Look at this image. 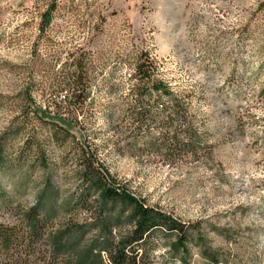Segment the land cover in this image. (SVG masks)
Segmentation results:
<instances>
[{"label": "rangeland", "instance_id": "374dc122", "mask_svg": "<svg viewBox=\"0 0 264 264\" xmlns=\"http://www.w3.org/2000/svg\"><path fill=\"white\" fill-rule=\"evenodd\" d=\"M142 54L186 100L196 157L126 134ZM79 71L87 98L69 110ZM52 125L68 129L64 145ZM84 142L132 195L195 227L185 255L156 234L154 264H264V0H0L2 219L7 205L33 206L50 189L55 226L84 220L62 208Z\"/></svg>", "mask_w": 264, "mask_h": 264}, {"label": "trees", "instance_id": "16d2710c", "mask_svg": "<svg viewBox=\"0 0 264 264\" xmlns=\"http://www.w3.org/2000/svg\"><path fill=\"white\" fill-rule=\"evenodd\" d=\"M153 66L146 55H140L123 116L126 134L132 140L150 137L149 148L156 151L196 157L199 134L193 129L186 100L153 76ZM86 79L79 71L67 83L68 97L63 100L67 109L83 106ZM67 130L52 125L51 138L62 146ZM76 146L77 189L62 208L66 213L84 211L87 217L81 222L68 218L55 226L56 198L50 189L42 190L33 206L7 205L4 214L9 219L4 221L0 214V264H154L150 252L156 234L172 237L170 252L185 255L195 227L132 195L109 175L85 142ZM1 153L0 149V163Z\"/></svg>", "mask_w": 264, "mask_h": 264}]
</instances>
